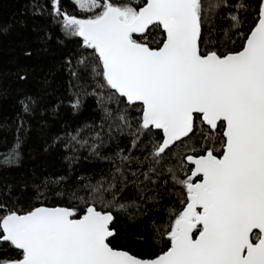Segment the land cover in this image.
<instances>
[{
  "label": "snow or ice",
  "instance_id": "obj_1",
  "mask_svg": "<svg viewBox=\"0 0 264 264\" xmlns=\"http://www.w3.org/2000/svg\"><path fill=\"white\" fill-rule=\"evenodd\" d=\"M72 2L89 15L80 18L50 0L65 33L96 58L101 91L91 94L101 105H117L115 113L105 107V118L130 132L133 148L151 145L146 179L166 156L177 159L178 167L166 170L182 188V207L170 210L161 233L167 250L141 257L113 247V211L125 209L113 191L117 174L126 179L117 167L111 181L85 185L86 196L69 193L76 204L0 212V244L17 253L0 264H264V0L248 33L237 32L242 46L229 51L203 34L207 14L229 0ZM230 19L234 29L243 23L235 14ZM121 103L139 106L134 132ZM79 135L71 139L88 144ZM16 149L18 143L5 162L18 157Z\"/></svg>",
  "mask_w": 264,
  "mask_h": 264
},
{
  "label": "trees",
  "instance_id": "obj_2",
  "mask_svg": "<svg viewBox=\"0 0 264 264\" xmlns=\"http://www.w3.org/2000/svg\"><path fill=\"white\" fill-rule=\"evenodd\" d=\"M260 2L229 0L228 7L209 12L204 38L224 51L238 50L243 40L237 32L248 33ZM61 7L80 18L89 15L80 12L72 0H61ZM232 14L243 22L239 29L232 28ZM160 36L154 32L150 43ZM82 58L85 64L79 63ZM96 63L92 50L84 49L79 37L65 33L62 17L54 14L50 0H0V205L5 206L0 212L76 204L69 200V193L86 196L85 185L111 181L119 167L126 179L117 174L113 191L125 209L113 211L116 236L111 245L154 257L169 246L161 233L170 222V210L182 207V188L166 170L178 167L177 159L166 156L154 165L156 172L145 178L151 145L144 141L133 148L130 132L117 130L120 122L105 118V107L115 113L117 105H101L97 95L91 94L101 91L96 86L99 77L92 70ZM77 99L79 107L73 108ZM118 107L127 108L123 103ZM138 107L127 108L133 132ZM77 132V140L88 144L71 139ZM96 132L101 139H94ZM17 143L18 157L5 162ZM93 144L99 145L95 151ZM120 156L131 159L121 161ZM111 195L105 193L108 199ZM16 254L7 243L0 244V258Z\"/></svg>",
  "mask_w": 264,
  "mask_h": 264
},
{
  "label": "water",
  "instance_id": "obj_3",
  "mask_svg": "<svg viewBox=\"0 0 264 264\" xmlns=\"http://www.w3.org/2000/svg\"><path fill=\"white\" fill-rule=\"evenodd\" d=\"M114 221H115V220H114ZM113 224H114V222H113ZM113 224L111 225V227L113 226ZM115 233H116V232H115ZM115 236H116V235H115ZM115 236H114V237H115ZM114 237H113V238H114ZM113 238H110V240L113 239Z\"/></svg>",
  "mask_w": 264,
  "mask_h": 264
}]
</instances>
